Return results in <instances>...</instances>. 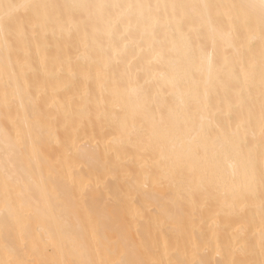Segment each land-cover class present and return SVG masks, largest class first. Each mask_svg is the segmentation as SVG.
Instances as JSON below:
<instances>
[{
	"label": "bare ground",
	"instance_id": "1",
	"mask_svg": "<svg viewBox=\"0 0 264 264\" xmlns=\"http://www.w3.org/2000/svg\"><path fill=\"white\" fill-rule=\"evenodd\" d=\"M4 2L0 264H264L257 0Z\"/></svg>",
	"mask_w": 264,
	"mask_h": 264
},
{
	"label": "snow or ice",
	"instance_id": "2",
	"mask_svg": "<svg viewBox=\"0 0 264 264\" xmlns=\"http://www.w3.org/2000/svg\"><path fill=\"white\" fill-rule=\"evenodd\" d=\"M18 7V5L12 3H5L4 0H0V33L4 34V46L6 49H10V37L5 31L4 23L10 21L12 18L13 11ZM25 7H30V5H25ZM36 7H41L37 5ZM47 7V6H44ZM87 7H97L100 9H108L112 15V18L109 20L106 31L109 35L113 34L117 26L123 24L125 30H129L133 27L143 25L144 29L147 31L149 29H154L161 21L165 18V15L168 14L169 9L173 13L178 12V10L188 7L183 4H120V3H111V4H98L91 5ZM199 7L203 9H208L210 5L203 4ZM236 7V6H234ZM238 7L246 10L259 9V24L261 31L264 32V0H257L256 3L239 5ZM111 10H116L114 13ZM136 10V11H134ZM260 82L262 93H264V61H262L260 66ZM82 264H89V262L84 261ZM121 264H141L137 261H122Z\"/></svg>",
	"mask_w": 264,
	"mask_h": 264
}]
</instances>
